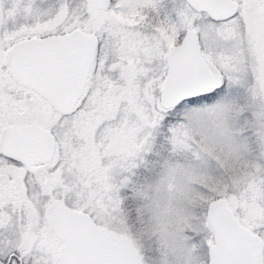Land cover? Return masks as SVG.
Instances as JSON below:
<instances>
[{"label":"snow or ice","instance_id":"6c2138e0","mask_svg":"<svg viewBox=\"0 0 264 264\" xmlns=\"http://www.w3.org/2000/svg\"><path fill=\"white\" fill-rule=\"evenodd\" d=\"M0 264H264V0H0Z\"/></svg>","mask_w":264,"mask_h":264}]
</instances>
